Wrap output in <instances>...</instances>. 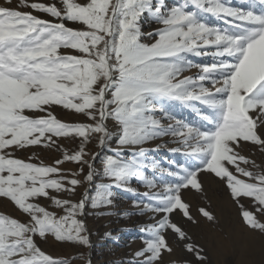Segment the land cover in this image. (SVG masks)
<instances>
[{
	"label": "snow or ice",
	"instance_id": "1",
	"mask_svg": "<svg viewBox=\"0 0 264 264\" xmlns=\"http://www.w3.org/2000/svg\"><path fill=\"white\" fill-rule=\"evenodd\" d=\"M205 174L264 237V0H0V264H92L40 245L91 247L114 190L148 216L126 264H210L182 222Z\"/></svg>",
	"mask_w": 264,
	"mask_h": 264
},
{
	"label": "rangeland",
	"instance_id": "2",
	"mask_svg": "<svg viewBox=\"0 0 264 264\" xmlns=\"http://www.w3.org/2000/svg\"><path fill=\"white\" fill-rule=\"evenodd\" d=\"M233 2L238 3L239 0ZM142 23L145 32L156 27L147 20ZM67 122L75 121L69 118ZM90 147L94 149L95 145ZM17 155L20 158H27L31 153L21 152ZM156 155H163V150ZM38 156L44 163L50 164L53 163L57 153L54 150H40ZM257 160H259L258 155ZM64 167L73 166L66 164ZM200 178L203 183V193H197L195 190L185 192L191 213L199 221L198 224L182 221L191 241L207 252L210 264H264V237L249 231L242 223L240 208L230 197L226 185L213 175L205 174ZM132 186L141 192L144 190L135 182ZM79 191L82 192L83 189ZM114 191L116 193L114 207L108 210L91 208L86 210L85 220L91 233V247L78 248L68 243L49 240L46 244L40 245L42 249L57 258H72L78 252H83L86 257H91L92 264H121L122 261L126 264L127 258L143 246L139 229L148 222V216L144 214L122 217V212L135 211L132 204L139 197L125 191ZM242 202L247 205L249 201L245 198ZM201 207L211 210L216 216V221L208 222L203 218L198 212ZM0 213L20 216L11 202L3 198H0ZM109 233L110 236L107 235ZM169 239L175 246V240L171 237ZM176 254L186 255L192 264H197L195 257L183 252L180 247H176ZM71 264H83V262L72 259Z\"/></svg>",
	"mask_w": 264,
	"mask_h": 264
}]
</instances>
